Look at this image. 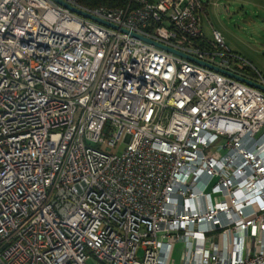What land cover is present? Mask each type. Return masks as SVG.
Segmentation results:
<instances>
[{
	"label": "built area",
	"instance_id": "obj_1",
	"mask_svg": "<svg viewBox=\"0 0 264 264\" xmlns=\"http://www.w3.org/2000/svg\"><path fill=\"white\" fill-rule=\"evenodd\" d=\"M64 1L117 28L0 0V264H264V92L199 62L264 77L202 0Z\"/></svg>",
	"mask_w": 264,
	"mask_h": 264
},
{
	"label": "rangeland",
	"instance_id": "obj_2",
	"mask_svg": "<svg viewBox=\"0 0 264 264\" xmlns=\"http://www.w3.org/2000/svg\"><path fill=\"white\" fill-rule=\"evenodd\" d=\"M202 1L206 4L202 22L205 36L211 37L213 29L220 32L226 46L264 77V0ZM183 248L181 241L174 244L173 264H180ZM86 264H95V259L89 257Z\"/></svg>",
	"mask_w": 264,
	"mask_h": 264
},
{
	"label": "water",
	"instance_id": "obj_3",
	"mask_svg": "<svg viewBox=\"0 0 264 264\" xmlns=\"http://www.w3.org/2000/svg\"><path fill=\"white\" fill-rule=\"evenodd\" d=\"M53 1L56 2L57 4L61 5V6L65 7V8H67V9H69L70 11H72V12L78 14V15H81V16H83V17H86V18H88V19H90V20H92V21H95V22H97V23H100V24L106 25V26L111 27V28H113V29H116V28H117L116 25H114V24H112V23H110V22H108V21H106V20H103V19H101V18H98V17H96V16H94V15H92V14H90V13H88V12H86V11L80 9V8H77V7L73 6V5H71V4L67 3V2H65L64 0H53ZM121 31H126V30H125V29H121ZM130 34L133 35V36H135V37H137V38H140V39H142V40H144V41H146V42H149V43H152V44H154V45L160 46V47H162V48H164V49H166V50L172 51V52L177 53V54H179V55L185 56V57H187V58L190 59V60L195 61V59H193V58H191V57H189V56H186V55H184L183 53H180V52H178V51H176V50H174V49H172V48H169L168 46H165V45H163V44H159V43H157V42H155V41H152V40H150V39H148V38H146V37H144V36H141V35H138V34H135V33H131V32H130ZM199 63L202 64V65H205V66H207V67H210V68H212V69H214V70H217V71H219V72H221V73H224V74H226V75H229V76H231V77H233V78H235V79H237V80H239V81H242V82H244V83H246V84H248V85H250V86H253V87H255V88H257V89H259V90H261V91L264 92V85H263V84L257 83V82H255V81H253V80H250V79H248V78H244V77H242V76H239V75L233 74V73H231V72H228V71L222 70V69H220V68L214 67V66H212V65H210V64H207V63H205V62H199Z\"/></svg>",
	"mask_w": 264,
	"mask_h": 264
},
{
	"label": "trees",
	"instance_id": "obj_4",
	"mask_svg": "<svg viewBox=\"0 0 264 264\" xmlns=\"http://www.w3.org/2000/svg\"><path fill=\"white\" fill-rule=\"evenodd\" d=\"M76 2L83 7L88 9L105 7V8H124L129 3L133 5L134 0H76Z\"/></svg>",
	"mask_w": 264,
	"mask_h": 264
}]
</instances>
